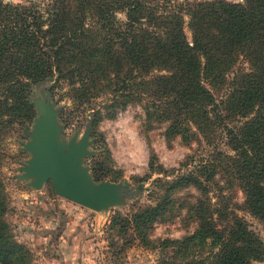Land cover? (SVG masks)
Listing matches in <instances>:
<instances>
[{
  "label": "trees",
  "instance_id": "trees-1",
  "mask_svg": "<svg viewBox=\"0 0 264 264\" xmlns=\"http://www.w3.org/2000/svg\"><path fill=\"white\" fill-rule=\"evenodd\" d=\"M43 83L51 95L65 87L57 97L70 101L59 111L63 124L85 112L93 129L133 106L145 137L160 128L166 142L205 146L185 172L168 178L158 166L154 202L114 212L108 245L152 244V223L176 217L184 232L157 239L155 264L264 259V240L237 213L264 223V0H0V166L6 136L28 127L31 92ZM89 170L94 180L120 176L94 160ZM187 188L193 198L180 200ZM7 208L0 174V264H30Z\"/></svg>",
  "mask_w": 264,
  "mask_h": 264
},
{
  "label": "rangeland",
  "instance_id": "rangeland-1",
  "mask_svg": "<svg viewBox=\"0 0 264 264\" xmlns=\"http://www.w3.org/2000/svg\"><path fill=\"white\" fill-rule=\"evenodd\" d=\"M183 17L184 20L187 19L186 15ZM184 29L189 37L187 26L184 25ZM47 86L48 83H43L37 87L46 89ZM64 89L65 87L61 86L54 89L53 95L48 93L50 99L59 106L57 117L62 107L70 106L68 98L57 99ZM34 94L35 90H32L31 95ZM138 111L137 107L128 106L114 118H103L95 128H90L89 138L92 142L89 148L94 151L84 157L83 163L89 166L94 160L120 173L119 178L114 181L122 179L129 181L125 201L100 211L57 195L49 180L40 188L34 189L25 185L24 180L16 179L17 166L28 156V153L19 148V140L27 138L24 134L26 128L13 126L5 138V155L0 166L8 204L4 218L16 240L24 243L31 250L30 264H155L161 251L157 246V239L164 236L178 237L184 232L185 228L178 218L174 217L170 222L152 223L149 230L152 244L144 245L136 238L123 243L117 238L115 245H108L105 226L114 212L129 214L140 206L154 202L157 192L154 179L163 176L162 172L157 173L158 166L167 169L170 178L172 174L182 173L191 168L194 164V155L199 158L205 153L203 144L194 141L184 143L177 136L166 142L160 134V128L148 130V136L145 137L139 130ZM71 115L67 123H61V134L64 138H68L75 130H78L79 135L87 125L85 112L71 113ZM221 148L227 151L225 146L221 145ZM149 159H151V168L148 167ZM144 175L148 176L142 180L143 185L138 189L137 179ZM105 178L110 179L109 173ZM193 195L194 191L188 188L177 193L180 200L192 199ZM236 201L238 203L241 201L240 192L236 194ZM237 213L243 215L249 226L264 240V223L243 210L237 209ZM180 214L181 211L178 215ZM187 229L190 230L191 225ZM251 264H264V259L253 260Z\"/></svg>",
  "mask_w": 264,
  "mask_h": 264
},
{
  "label": "water",
  "instance_id": "water-1",
  "mask_svg": "<svg viewBox=\"0 0 264 264\" xmlns=\"http://www.w3.org/2000/svg\"><path fill=\"white\" fill-rule=\"evenodd\" d=\"M33 90L35 94L30 100L35 114L24 130L27 138L19 140V148L28 156L17 166L15 178L24 180L25 185L34 189L49 180L57 195L96 211L122 204L127 197L129 181L94 180L89 166L83 163L84 157L94 151L89 148L92 142L90 126L86 125L79 135L75 130L64 138L57 117L59 106L50 99L44 87Z\"/></svg>",
  "mask_w": 264,
  "mask_h": 264
},
{
  "label": "built area",
  "instance_id": "built-area-1",
  "mask_svg": "<svg viewBox=\"0 0 264 264\" xmlns=\"http://www.w3.org/2000/svg\"><path fill=\"white\" fill-rule=\"evenodd\" d=\"M119 112H120V111H119ZM119 112H118V113H119Z\"/></svg>",
  "mask_w": 264,
  "mask_h": 264
}]
</instances>
